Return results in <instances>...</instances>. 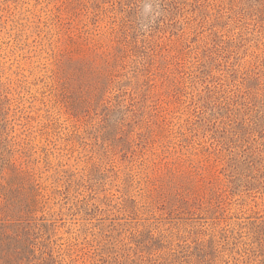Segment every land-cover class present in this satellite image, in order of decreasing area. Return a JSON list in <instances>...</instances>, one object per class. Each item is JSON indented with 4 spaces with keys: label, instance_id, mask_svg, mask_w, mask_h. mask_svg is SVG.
I'll list each match as a JSON object with an SVG mask.
<instances>
[{
    "label": "rangeland",
    "instance_id": "1",
    "mask_svg": "<svg viewBox=\"0 0 264 264\" xmlns=\"http://www.w3.org/2000/svg\"><path fill=\"white\" fill-rule=\"evenodd\" d=\"M0 264H264V0H0Z\"/></svg>",
    "mask_w": 264,
    "mask_h": 264
},
{
    "label": "clouds",
    "instance_id": "2",
    "mask_svg": "<svg viewBox=\"0 0 264 264\" xmlns=\"http://www.w3.org/2000/svg\"><path fill=\"white\" fill-rule=\"evenodd\" d=\"M151 11V4H146L145 5V12H150Z\"/></svg>",
    "mask_w": 264,
    "mask_h": 264
}]
</instances>
